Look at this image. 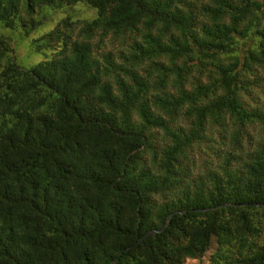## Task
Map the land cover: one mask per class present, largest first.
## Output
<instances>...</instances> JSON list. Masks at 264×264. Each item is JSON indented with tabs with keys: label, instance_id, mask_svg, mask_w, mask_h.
<instances>
[{
	"label": "trees",
	"instance_id": "trees-1",
	"mask_svg": "<svg viewBox=\"0 0 264 264\" xmlns=\"http://www.w3.org/2000/svg\"><path fill=\"white\" fill-rule=\"evenodd\" d=\"M78 4L32 67L0 36V264H184L213 239L206 264H264V205H235L264 203V0H0V22Z\"/></svg>",
	"mask_w": 264,
	"mask_h": 264
},
{
	"label": "rangeland",
	"instance_id": "rangeland-1",
	"mask_svg": "<svg viewBox=\"0 0 264 264\" xmlns=\"http://www.w3.org/2000/svg\"><path fill=\"white\" fill-rule=\"evenodd\" d=\"M74 15V17H84L88 15H92L93 10L89 7L78 4L75 8L65 11V10H54L50 8H44L42 11L39 12L38 17H44V24L38 27L37 29L31 31L29 35H25L24 31L20 27H16L10 29L5 27L0 22V36L5 37L9 40L10 45L14 49L16 62L25 68H29L34 66L36 63L42 61L43 57L37 53L33 52V45L31 41L35 38L40 37L43 33L50 30L59 20L64 18L68 14ZM90 15V16H91ZM260 93V96L257 94ZM264 94V92H263ZM260 91H258L255 96L259 97L261 100H264V95ZM251 103H254V100L249 99ZM215 240H212V244L208 251L202 256L201 259L199 258H187L184 264H206L208 262V258L210 254L214 250Z\"/></svg>",
	"mask_w": 264,
	"mask_h": 264
},
{
	"label": "water",
	"instance_id": "water-1",
	"mask_svg": "<svg viewBox=\"0 0 264 264\" xmlns=\"http://www.w3.org/2000/svg\"><path fill=\"white\" fill-rule=\"evenodd\" d=\"M240 204H243V205H252V206H260V205H264V203H260V202H258V203H255V202H252V203H239V204H235V205L238 206V205H240ZM223 205H228V203H224ZM183 212H184V211H179V210H175V211L171 212V213L166 217L165 221L162 223L161 227H160L158 230H154V229H153V230H150V231L146 232L145 234H143V235L137 240V242H136L135 244L140 243L144 238H146V237H148V236H150V235H152V234H154V233H160V232H162V231L165 229V227L168 225V223H169V221L171 220V218H172L175 214H181V213H183ZM128 248H129V247H128ZM128 248H125V250H127ZM120 254H121V251H119L118 256H117L115 259L111 260L108 264H114V263L118 260V257H119Z\"/></svg>",
	"mask_w": 264,
	"mask_h": 264
}]
</instances>
